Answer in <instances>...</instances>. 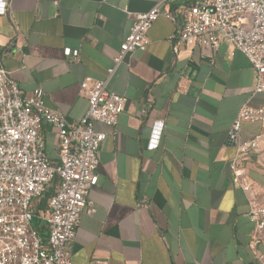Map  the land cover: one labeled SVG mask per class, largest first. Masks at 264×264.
Returning <instances> with one entry per match:
<instances>
[{
    "label": "crops",
    "instance_id": "0c3cea01",
    "mask_svg": "<svg viewBox=\"0 0 264 264\" xmlns=\"http://www.w3.org/2000/svg\"><path fill=\"white\" fill-rule=\"evenodd\" d=\"M158 1L9 0L0 66L23 94L40 89L48 109L76 122L87 109L82 81L107 79L132 15ZM200 1L177 0L172 11ZM177 31L156 19L146 49L127 54L108 79L107 89L126 102L113 128L94 126L106 137L89 192L93 212L81 213L69 245L72 264H264V231L253 245L249 195L229 170L232 123L245 103L264 106V92L253 93L243 53L226 44L187 48L170 40ZM155 122L160 139L148 148ZM41 135L56 162V130L43 126ZM239 136H259L246 174L251 196L264 204V124L244 122Z\"/></svg>",
    "mask_w": 264,
    "mask_h": 264
},
{
    "label": "built area",
    "instance_id": "2783aa9c",
    "mask_svg": "<svg viewBox=\"0 0 264 264\" xmlns=\"http://www.w3.org/2000/svg\"><path fill=\"white\" fill-rule=\"evenodd\" d=\"M176 1L159 0L149 11L132 15L130 32L107 69V79L86 77L80 84L87 109L76 122L48 109L40 89L23 94L0 66V264H72L69 245L81 213L93 212L89 192L98 183L99 148L106 137L94 126L113 128L126 102L107 89L108 79L127 54L146 49L147 32L159 17L177 24L170 40L182 46L215 50L226 44L243 53L253 71V93L264 92V0H201L175 13ZM8 2L0 0V16L7 14ZM64 55L75 60L77 52L65 49ZM244 122L264 124V106L245 103L229 132L235 147L229 162L231 181L249 195L254 245L264 231V204L250 194L246 163L258 148L259 136L241 142ZM43 126L56 130V162L45 155ZM161 131L162 122H155L148 148L158 145Z\"/></svg>",
    "mask_w": 264,
    "mask_h": 264
},
{
    "label": "trees",
    "instance_id": "16d2710c",
    "mask_svg": "<svg viewBox=\"0 0 264 264\" xmlns=\"http://www.w3.org/2000/svg\"><path fill=\"white\" fill-rule=\"evenodd\" d=\"M57 184H58V178L55 177V178H54V181H53V185H54V186H57Z\"/></svg>",
    "mask_w": 264,
    "mask_h": 264
}]
</instances>
